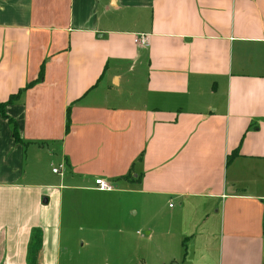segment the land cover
Returning a JSON list of instances; mask_svg holds the SVG:
<instances>
[{
	"label": "crops",
	"instance_id": "0c3cea01",
	"mask_svg": "<svg viewBox=\"0 0 264 264\" xmlns=\"http://www.w3.org/2000/svg\"><path fill=\"white\" fill-rule=\"evenodd\" d=\"M22 89L0 264H264V0H0Z\"/></svg>",
	"mask_w": 264,
	"mask_h": 264
},
{
	"label": "built area",
	"instance_id": "2783aa9c",
	"mask_svg": "<svg viewBox=\"0 0 264 264\" xmlns=\"http://www.w3.org/2000/svg\"><path fill=\"white\" fill-rule=\"evenodd\" d=\"M135 43L140 45V46H147L149 43V38L146 34H140L135 37ZM65 168V164L62 163L58 167L53 169L54 173H59ZM96 184L98 185L100 190H112L113 186L106 182L103 179H97Z\"/></svg>",
	"mask_w": 264,
	"mask_h": 264
},
{
	"label": "trees",
	"instance_id": "16d2710c",
	"mask_svg": "<svg viewBox=\"0 0 264 264\" xmlns=\"http://www.w3.org/2000/svg\"><path fill=\"white\" fill-rule=\"evenodd\" d=\"M42 78H43V70H42V72H41V74H40V77H39L38 81H41ZM35 82H36V81H35ZM35 82H31L30 84H28V86H27L26 88L32 86ZM26 88H25V89H26ZM25 89H22V90H20L17 94L12 95V96L10 97V99H9L7 102H0V112H2V114L4 115V117H6V118L10 121V123L14 126V136H15L16 139H20V137H19V133H18V129H17V125H16V123L14 122V120H12L11 118H9V117L7 116V114H6V112H5V107H6L7 104H11V103H14L15 101H17V100L20 98L21 93H22Z\"/></svg>",
	"mask_w": 264,
	"mask_h": 264
}]
</instances>
